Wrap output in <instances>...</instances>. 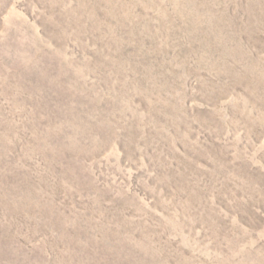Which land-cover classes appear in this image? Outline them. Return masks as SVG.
<instances>
[{"label":"rangeland","instance_id":"374dc122","mask_svg":"<svg viewBox=\"0 0 264 264\" xmlns=\"http://www.w3.org/2000/svg\"><path fill=\"white\" fill-rule=\"evenodd\" d=\"M0 264H264V0H0Z\"/></svg>","mask_w":264,"mask_h":264}]
</instances>
